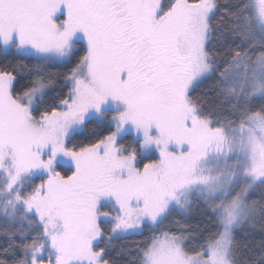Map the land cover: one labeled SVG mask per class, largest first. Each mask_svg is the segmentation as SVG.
I'll return each mask as SVG.
<instances>
[{
	"label": "snow or ice",
	"instance_id": "obj_1",
	"mask_svg": "<svg viewBox=\"0 0 264 264\" xmlns=\"http://www.w3.org/2000/svg\"><path fill=\"white\" fill-rule=\"evenodd\" d=\"M0 264H264V0H0Z\"/></svg>",
	"mask_w": 264,
	"mask_h": 264
},
{
	"label": "trees",
	"instance_id": "obj_2",
	"mask_svg": "<svg viewBox=\"0 0 264 264\" xmlns=\"http://www.w3.org/2000/svg\"><path fill=\"white\" fill-rule=\"evenodd\" d=\"M165 2H166V0H165ZM207 83L208 82H205V87L207 86ZM199 91V90H198ZM90 129L89 130H85V132L83 133V136H88L89 135V133H90ZM192 222H195V218L193 219V221ZM257 238H259V236H257ZM130 239H136V237H132V238H130Z\"/></svg>",
	"mask_w": 264,
	"mask_h": 264
}]
</instances>
